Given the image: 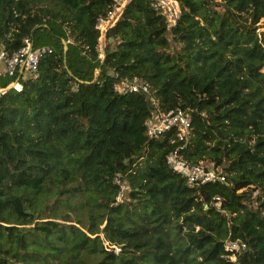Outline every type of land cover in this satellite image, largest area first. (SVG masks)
<instances>
[{"label": "trees", "instance_id": "obj_1", "mask_svg": "<svg viewBox=\"0 0 264 264\" xmlns=\"http://www.w3.org/2000/svg\"><path fill=\"white\" fill-rule=\"evenodd\" d=\"M116 2L0 0V47L52 49L20 90L0 75V264H264V0H177L175 25L131 0L94 78ZM124 77L149 94L117 90ZM151 97L187 110L180 153L225 181L168 167L179 144L148 135ZM227 238L246 243L235 260Z\"/></svg>", "mask_w": 264, "mask_h": 264}, {"label": "built area", "instance_id": "obj_2", "mask_svg": "<svg viewBox=\"0 0 264 264\" xmlns=\"http://www.w3.org/2000/svg\"><path fill=\"white\" fill-rule=\"evenodd\" d=\"M118 3H114L112 9L108 12L106 20H99L98 27L102 28L113 17L118 9H120L122 3L125 0H117ZM151 7L167 17L170 24L175 25L180 14L179 4L177 0H150ZM120 17V16H119ZM118 17V19H119ZM117 19V20H118ZM114 24L116 23V21ZM113 24V25H114ZM51 48L34 47L32 38H24V45L21 46L16 52L8 53L4 48L0 47V75L7 74L10 76H17L21 69L35 73L37 71L38 61L45 54L50 53ZM101 56V55H100ZM117 74V73H116ZM114 87L120 92H145L149 94V86L143 81L137 78L129 79L127 77L122 78L121 84L114 85ZM17 90L21 89V84L17 82L14 85ZM152 106L155 108L156 113L152 119L146 122L147 133L149 136L161 138L164 134L175 129L174 139L178 142L179 146L172 149L165 157L168 167L181 173L185 178L188 185L203 184L206 182H223L225 181V174L221 172L218 167L208 165L203 161L197 163L188 162L180 153L181 148L188 142L190 135V123L191 116L186 109H170L163 111L159 107V101L154 97L150 98ZM174 135V134H173ZM118 182V180H116ZM120 192L116 196V200H120L122 197V185ZM216 201L219 197L215 198ZM225 250L230 252V258L235 260L236 252H243L246 250V243L240 240H231L229 238L225 241ZM115 251H118L117 247H114Z\"/></svg>", "mask_w": 264, "mask_h": 264}, {"label": "water", "instance_id": "obj_3", "mask_svg": "<svg viewBox=\"0 0 264 264\" xmlns=\"http://www.w3.org/2000/svg\"><path fill=\"white\" fill-rule=\"evenodd\" d=\"M131 0H125L120 9H118L115 13V15L113 17H111L109 19V21L105 24V26L102 28L101 30V36H100V47H101V56H100V62L98 64V66L96 67L95 69V72H94V78H96L102 68V66L104 65V62H105V59H106V55H107V50H106V47H105V34H106V31L111 27L113 26L115 20L118 19V17L121 15L122 11L126 8V6L129 4ZM38 28H46L49 30V25L44 23V24H40L36 27V29ZM50 31V30H49ZM35 32V30H34ZM34 32H33V36H34ZM52 32V31H51ZM53 34V33H52ZM54 35V34H53ZM55 36V35H54ZM57 37L60 41H61V44H62V48H63V52H62V60L63 62L66 64L67 62V53H68V42L61 36H55ZM33 38V37H32ZM33 41V40H32ZM23 72V69H21V71L19 72V74L15 77V79L12 81V83L7 87V89H10V88H14V85L18 82V79L21 75V73ZM101 234V233H99Z\"/></svg>", "mask_w": 264, "mask_h": 264}, {"label": "rangeland", "instance_id": "obj_4", "mask_svg": "<svg viewBox=\"0 0 264 264\" xmlns=\"http://www.w3.org/2000/svg\"><path fill=\"white\" fill-rule=\"evenodd\" d=\"M28 73L27 72H25V75H27ZM18 264V263H17Z\"/></svg>", "mask_w": 264, "mask_h": 264}]
</instances>
